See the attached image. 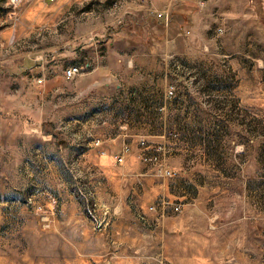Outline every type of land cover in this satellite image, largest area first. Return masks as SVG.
Returning <instances> with one entry per match:
<instances>
[{
  "label": "rangeland",
  "instance_id": "obj_1",
  "mask_svg": "<svg viewBox=\"0 0 264 264\" xmlns=\"http://www.w3.org/2000/svg\"><path fill=\"white\" fill-rule=\"evenodd\" d=\"M147 1L0 0V74L10 68L18 72L25 60L44 61L46 67L68 64L90 32L96 41L108 40L119 27L123 41L139 40L144 20L155 16L167 24L172 14L153 13ZM184 1L185 14L174 15L185 26V37L178 41L186 46L178 47L172 61L158 51V97L152 100L162 110L146 115L148 127L137 130L142 184L156 191L150 207L139 211L147 235L141 245L150 264H264V0ZM142 3L149 15L140 11ZM204 3L205 11H198ZM77 77L54 83L46 98L45 130L61 138L72 133L64 112L80 98L70 93L87 87L88 106L99 108L107 91L102 83ZM170 88L172 98L167 97ZM9 102L24 105L16 93L7 97ZM58 110L62 114L57 116ZM2 138L8 146L0 150L7 155L10 138ZM87 143L83 133L77 135V155L64 164L49 161L51 143L44 146V162L30 145L34 171H22L21 178L12 162L0 168V187L7 180L20 187L9 193L0 189V201H18L32 213L20 229L21 242L3 240L7 227L0 224V250L51 249L48 241L42 248L41 241L49 238L40 235L53 233V216L60 213L54 189L60 186L75 188L88 217H95L91 188L100 184L101 172L80 157ZM127 152L125 147L117 165L125 163Z\"/></svg>",
  "mask_w": 264,
  "mask_h": 264
},
{
  "label": "crops",
  "instance_id": "obj_2",
  "mask_svg": "<svg viewBox=\"0 0 264 264\" xmlns=\"http://www.w3.org/2000/svg\"><path fill=\"white\" fill-rule=\"evenodd\" d=\"M147 2L151 4L153 13L172 14L167 24L155 16L144 20L138 26L139 40L123 41L125 34L119 27L108 35L111 36L108 40L96 41V33L90 32L87 41L80 45L79 52L77 47L73 49L71 55L75 59L68 64L62 62L46 67L44 61L34 63L25 60L18 72L13 73L10 68L0 74V147L5 145L2 137L7 135L10 138L7 141L10 146L8 154L3 155L0 150L1 169L12 162L18 174L16 177H23L20 175L22 171L25 175L32 174L34 166L29 146L34 147L36 158L44 162V146L50 143L54 151L49 155V161L64 164L71 155H77L76 136L83 133L88 147L80 157L92 170L101 172L100 184L91 188V209L95 217H88L89 209L78 202L75 188L60 186L57 191L54 189L58 194L57 208L60 213L53 216V233L40 235L42 239H50L41 241L42 248L48 241L52 244L46 246H51V249L34 252L8 248L0 250V264H150L151 257L141 245L142 238L147 235L142 232L138 216L139 211L150 207V194L156 191L142 184L145 174L137 164V147L141 140L137 130L148 127L146 115L162 110L152 100L158 97L154 91L158 80V51H164L165 60L172 61L173 56L179 55L177 50L180 46H186L185 40L182 41L184 45L178 41V37H185V26L174 15L178 11L185 14L186 8L182 3L184 0H180L179 5L177 0ZM145 6L142 3L140 11L149 15ZM206 6L204 3L198 11H205ZM72 66L81 69L77 81L102 83L107 91L102 95L99 108L88 106L90 93L87 87L79 93L75 89L70 93L72 97L78 94L80 98L79 102L69 105L65 111L67 114L64 112L72 133L68 138H61L45 130V103L55 89L54 83L64 80V70ZM161 75L162 82H165L166 72ZM39 80L42 83L38 85ZM14 82L20 85L14 86ZM13 93L23 98L24 105L7 103V97ZM161 94H164V89ZM56 114L58 116L62 112L58 110ZM125 147L128 149L124 155L126 161L117 165L116 158L122 156ZM43 171L41 168L40 176H43ZM17 188L20 187L8 180L0 187L4 193ZM31 217L32 213L26 205L9 199L1 200L0 224L7 227L2 239L23 241L20 229L28 224Z\"/></svg>",
  "mask_w": 264,
  "mask_h": 264
},
{
  "label": "built area",
  "instance_id": "obj_3",
  "mask_svg": "<svg viewBox=\"0 0 264 264\" xmlns=\"http://www.w3.org/2000/svg\"><path fill=\"white\" fill-rule=\"evenodd\" d=\"M80 72H81L80 67L72 66V67H69L68 69H65V70H64V76H65L66 78H73L74 76L79 75ZM40 82H41V81H38V83H40ZM173 94H174L173 89L170 88V89L168 90V92H167V97H168V98H172V97L174 96ZM118 161L121 162L120 159H118ZM173 211H174V212H178V211H179V208H178V207H174V208H173Z\"/></svg>",
  "mask_w": 264,
  "mask_h": 264
}]
</instances>
